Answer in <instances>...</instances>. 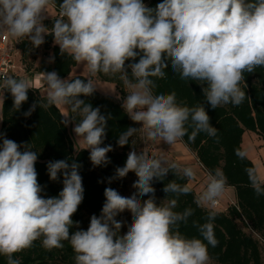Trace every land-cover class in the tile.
<instances>
[{"label": "clouds", "instance_id": "9594fccd", "mask_svg": "<svg viewBox=\"0 0 264 264\" xmlns=\"http://www.w3.org/2000/svg\"><path fill=\"white\" fill-rule=\"evenodd\" d=\"M48 19L51 27L44 23ZM5 35L16 44L27 41L33 49L52 36L60 54L82 65L84 75L62 78L56 71L43 72V102H33L23 112L27 118L37 107L63 108L61 124L73 126L74 144L79 145L74 156L46 164L49 180L63 185L56 196H47L46 185L39 183L40 152L34 145L17 143L0 132L4 264H22L18 254L37 241L48 251L63 249L67 242L74 264H211L209 246L219 243L216 207L226 194L228 178L220 168L209 169L203 173V188L195 192L201 173L169 152L185 137L195 141L203 133L216 138L218 129L208 108L238 107L246 100L245 73L264 68V0H162L155 7L144 0H0V36ZM169 65L180 79L200 86L202 102L189 106L174 90L157 91V80L166 78ZM101 77L118 80L125 95L117 87H103ZM30 89L28 78L4 76L0 104L8 93L11 111L19 112ZM98 90L121 101L123 114L137 125L119 132L116 145L131 149L107 183L129 173L137 179L128 196L106 187L100 214L91 215L85 230L73 219L85 193L83 165L75 156L87 150L93 168L106 167L111 163L108 153L114 150L105 145L111 113L81 98ZM138 144H143L139 150ZM234 154L239 161H249L244 167L248 186L257 197L264 196V161L252 160L246 147L236 148ZM169 175L173 179H167ZM157 182L164 185L162 199L156 196ZM188 195L205 210L203 223L191 221L198 233L193 236L181 228L195 209L177 210L180 198ZM125 212L131 215L130 223L117 219Z\"/></svg>", "mask_w": 264, "mask_h": 264}, {"label": "trees", "instance_id": "16d2710c", "mask_svg": "<svg viewBox=\"0 0 264 264\" xmlns=\"http://www.w3.org/2000/svg\"><path fill=\"white\" fill-rule=\"evenodd\" d=\"M144 2L150 7H155L162 0H144ZM44 23L49 27L52 26L51 19L45 20ZM42 46L44 50L50 51L51 57L54 58L52 71L58 72L62 78H67L72 67L76 65L75 62L70 57L60 54L59 46L53 43L52 36H46ZM15 48L21 51L23 63H26L27 59L29 61L26 71L34 70V66L31 67V65L35 49L30 43L27 41L18 43ZM166 72L165 79L157 80V91L170 92L174 90L178 99L186 102L189 106L202 102L201 88L195 81L180 79L178 74L171 71L170 65ZM101 79L114 83L120 94L125 95L118 80H110L107 77H101ZM245 82L247 86L244 91L247 98L242 105L238 107L226 105L216 110L208 108L211 123L218 129L216 138L201 133L195 141H189L187 137L183 140L184 144L196 155L205 171L214 168L222 169L228 178V187H233L235 190V204L229 205L226 211L216 210L218 215L214 231L219 243L215 248L209 246L211 261L216 264H262L259 243L241 229L237 220L244 217L252 230L264 239V196L257 197L248 186L244 167L249 164V161H239L234 150L241 147L242 135L245 130L264 139V68H258L254 73H245ZM32 89L29 90L28 101L19 112L11 111V95L5 94L4 105L1 104L3 120L0 122V132L6 133L7 138L17 143L31 142L34 145L35 150L40 152L36 163L39 183L42 186L46 185L45 194L47 196H56L62 190L63 185L62 182L49 180L46 164L49 160L73 157L75 145L68 127H64L60 122L62 113L59 108L54 106L47 109L37 107L30 117L23 116V112L27 111L33 102L38 100L43 102L45 95L41 93L40 89L37 87H32ZM81 98L90 102L93 107L99 106L102 113H111L113 119L108 121L105 145L111 144L114 150L108 153L111 163L106 167L93 168L87 150H82L78 156H75L77 161L83 165L80 174L83 177L85 189L84 200L73 216L74 220L81 222L80 227H82L85 214H96L97 216L100 214L106 187H112L120 193L126 187L125 180L113 181L109 185L107 178L114 175L116 167L124 165L127 153L131 149L130 145L123 148L116 145L119 132L128 126H137L133 125L123 114L120 107L121 101L116 100L115 97L96 92L92 97ZM133 139H137L139 143L137 137ZM167 179L170 180L173 177L169 175ZM163 186V183L159 182L154 184L158 199H162L165 195L162 192ZM189 206L195 209V214L189 219L188 225L182 226L181 230L189 236L198 235L192 227L191 221L198 220L203 223L205 210L197 207L193 195L181 197L177 210L181 211ZM124 214L117 219H124ZM18 255L22 259V264H74L73 252L67 242L63 249L48 251L37 241L31 249ZM0 264H4L2 257H0Z\"/></svg>", "mask_w": 264, "mask_h": 264}, {"label": "crops", "instance_id": "0c3cea01", "mask_svg": "<svg viewBox=\"0 0 264 264\" xmlns=\"http://www.w3.org/2000/svg\"><path fill=\"white\" fill-rule=\"evenodd\" d=\"M53 14L54 15L56 14V10H54ZM10 42H11V45L13 46L11 39H10ZM12 57H13L14 70L11 73V76L12 75L13 76H23V77L28 78V80L31 84V87L39 88L41 93L43 95H45L46 87H45V84L43 82V72L52 71V62L49 63V58L51 57V52L48 50L47 51L46 50H43V51L39 50L37 53V56H36L35 63H34V69H36L35 73H33V74L29 73L26 75L22 72H18V70H17V69L22 70V68L18 64L17 56H15V57L12 56ZM14 59L16 60V62H14ZM83 70L84 69H83L82 65L81 66L75 65L72 67L69 76L70 77H74L76 75L83 76L84 75V73H82ZM102 83H103V87H105V88H116V85L114 83L105 82V81H102ZM117 91H118V89H117ZM97 92L100 94H103V95L113 96L110 93H105L103 90H98ZM0 117H1V104H0ZM247 133H250V134H248V136L246 138ZM142 147H143V144H140L139 148H142ZM241 147H246V148L250 149V158L252 160L264 161V139L262 137L257 136L255 133H253L251 131L245 130L243 135H242ZM139 148H138V150H139ZM169 154H170V156H172V158H174L175 160H177L181 163H189V164H193L197 167L198 171L201 173L200 179H198L194 185V190L197 192V188L199 187L200 183L204 182L203 181V173H205V172L202 170L196 155L184 144L183 141L179 142L175 146L174 149H171ZM228 188L232 190V194H228L226 192V194L224 196L226 199V203H224V206H226V207L229 206L228 200H235L234 188L233 187H228Z\"/></svg>", "mask_w": 264, "mask_h": 264}, {"label": "rangeland", "instance_id": "374dc122", "mask_svg": "<svg viewBox=\"0 0 264 264\" xmlns=\"http://www.w3.org/2000/svg\"><path fill=\"white\" fill-rule=\"evenodd\" d=\"M54 10L55 9H53V12H54ZM12 41V40H11ZM12 43H13V51H12V55L15 57V56H17V58H18V64H19V66L22 68V70H20V69H17L18 70V72H22V73H24L25 75L26 74H29V73H31V74H33V73H35V71H36V69H34V70H30V72H27L26 71V66H27V63H29V61H28V59H27V61H26V63H23L22 61H21V51H19V50H17L16 48H15V46L18 44H16V42L15 41H12ZM39 50H41V51H43L44 49H43V46L41 45L39 48H35V50H34V59H33V64L31 65V67H33L34 66V63H35V60H36V56H37V53H38V51ZM14 62H16V60L14 59ZM28 76V75H27ZM60 111H61V113H63L64 111H66L65 109H63V108H60ZM1 122V121H0ZM72 125H69L68 126V129H69V133H70V135H71V137H72V139H73V142H74V133L72 132ZM248 134H250V133H247V135H246V138H247V136H248ZM75 145V147L76 148H79V145L78 144H74ZM204 172H206L204 169H202ZM123 180H125V182H126V187L124 188V189H122L121 190V194L122 195H124V196H128V195H130L132 192H133V189H132V187H131V185H132V183L135 181V174L134 173H129L128 174V176L126 177V178H124ZM203 186H204V182L202 183H200V185H199V187L197 188V192H199L202 188H203ZM228 194H232V190L231 189H227V191H226ZM233 198V197H232ZM232 202H235V200H233ZM224 203H226V199H225V197H223L222 199H221V201H220V204H221V206H220V208H218L217 209V211H223V206H224ZM228 204V203H227ZM90 217H91V215H88V214H85L84 215V217H83V223H82V227L81 228H83V229H87V227H88V225H89V222H90ZM123 220H125V221H127V223H130L131 222V215H130V213H128V212H125V214H124V219ZM127 231V226L125 225L122 229H121V233L123 234L124 232H126ZM260 250H261V258H262V264H264V246H261L260 245ZM211 264H216V263H214L213 261H211Z\"/></svg>", "mask_w": 264, "mask_h": 264}, {"label": "built area", "instance_id": "2783aa9c", "mask_svg": "<svg viewBox=\"0 0 264 264\" xmlns=\"http://www.w3.org/2000/svg\"><path fill=\"white\" fill-rule=\"evenodd\" d=\"M12 51L13 46L11 45L10 39L6 35L0 36V80H2L4 76H11V73L14 70ZM199 164L201 168L204 169L200 162ZM232 201L233 200H228V205H234L235 202ZM220 206L221 204L219 202L216 210L220 208ZM226 209L227 207L223 206V211H226ZM237 222L246 234L251 235L259 243V245L264 246V239L260 236V234L252 230L244 217L238 219Z\"/></svg>", "mask_w": 264, "mask_h": 264}]
</instances>
